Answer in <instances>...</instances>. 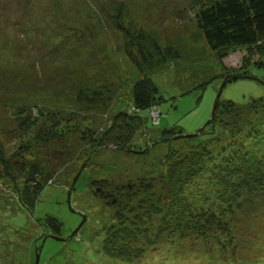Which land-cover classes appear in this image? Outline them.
Listing matches in <instances>:
<instances>
[{"label":"rangeland","instance_id":"374dc122","mask_svg":"<svg viewBox=\"0 0 264 264\" xmlns=\"http://www.w3.org/2000/svg\"><path fill=\"white\" fill-rule=\"evenodd\" d=\"M205 1L0 0V133L15 130L24 110L42 115L27 135L5 140L9 158L25 152L26 172L17 183L0 177V264H34L38 250V264H264V192L224 203L211 172L234 143L264 160V56L259 65L260 55L249 58L247 47L211 50L195 17ZM118 5L128 35L115 22ZM129 46L164 97L157 106L160 123L148 110L139 112L147 132L136 134L131 148L137 152L93 149L90 136L129 110L132 87L143 77L125 51ZM237 72L242 78H230ZM246 73L250 78H243ZM226 78L220 101L242 108L229 119L232 125L161 140L165 130L191 135L203 128ZM88 97L98 99L91 105ZM259 99L256 111L246 108ZM54 127L65 139L42 141L40 130ZM204 148L216 160L196 167L183 191L197 209L227 212V235L176 234L138 262L105 257L99 238L117 210L139 204L142 184H153L155 201L169 180L188 182L190 170L176 168L180 155ZM32 168L39 170L41 188L28 212L20 195ZM47 217L60 222L64 241L40 238L48 234L42 225Z\"/></svg>","mask_w":264,"mask_h":264},{"label":"trees","instance_id":"16d2710c","mask_svg":"<svg viewBox=\"0 0 264 264\" xmlns=\"http://www.w3.org/2000/svg\"><path fill=\"white\" fill-rule=\"evenodd\" d=\"M121 13L122 6H116L113 14L115 22L128 35L129 30L119 22ZM195 17L197 26L211 50L216 51L232 46L247 47V56L255 58L260 55L261 60L255 63L263 65L264 0H206L199 6ZM125 51L130 60L143 73V77L137 80L132 87V104L129 110L117 113L109 126L100 127L98 132L90 136L93 149L113 145L123 151L136 152L131 148L135 142L136 134L147 132L145 120L140 117L139 112L148 110L150 118H152L151 111L158 110L157 106L164 101L154 79L145 77V71L131 52L130 46ZM244 69L246 72L248 67ZM234 75L230 78H242L239 76L241 73L237 72ZM246 76H248L247 73ZM97 99V97H88L86 100L94 105ZM262 103L263 99L253 100L246 108L256 111ZM240 109L242 108L236 106L232 101L221 102L219 99L213 120L199 130V135L209 126L215 128L217 123L232 125L228 121L235 115L238 116ZM158 111L160 119L161 112ZM41 116L39 111L32 113L24 110L17 119V124H19L17 129L15 128L11 133H0V177L17 183L19 174L26 172V165L23 163L25 152L18 150L17 155L9 158L5 150V140L11 141L18 136V138H22L19 133L27 135ZM158 123L160 122L158 121ZM55 127L40 130L41 140L48 144L63 141L66 133L55 129ZM177 135L187 136L181 135L176 130H165L161 140L168 141ZM229 149V152H227L228 149H223L219 164L214 163L215 158H210L207 148L194 151L191 155H180V161L176 164L178 166L176 168L190 170L187 172L188 182L179 183L169 180L155 201L151 199L154 190L153 184H142L145 196L140 199L139 204L129 206L125 203L123 207H120L114 215L115 222L111 224L103 239L99 238L104 256L118 261L138 262L142 260L148 250L155 249L158 244L166 239H171L170 237L176 234L181 238L196 236L204 239H209L211 233L215 234V237L227 235L229 232L227 212L218 215L210 208L197 209L193 207L183 191V186L189 184L196 177L197 170L201 169L198 168L200 164L204 165L203 163L210 161V163H214L211 172L221 189L220 201L224 203L237 202L244 194L251 196L264 192V160L253 156L244 146L236 143ZM32 171L33 174L30 176L32 178H27L26 186L20 195L22 207L28 212L35 209L37 195L41 188V181L37 179L39 170L32 168ZM94 183L99 184L100 182ZM42 225L48 234L41 235V239L50 235L48 232L50 229L53 232L51 235L62 238V225L56 218L47 217ZM38 239L39 237H36V240ZM20 246L16 247L20 250L23 247ZM38 251L33 253L37 255Z\"/></svg>","mask_w":264,"mask_h":264},{"label":"water","instance_id":"95a60500","mask_svg":"<svg viewBox=\"0 0 264 264\" xmlns=\"http://www.w3.org/2000/svg\"><path fill=\"white\" fill-rule=\"evenodd\" d=\"M245 78H250V77L245 76ZM226 82H227V78H226L225 81L223 82V85H222V87L220 88V90H219V92H218V94H217V96H216V100H215L214 108H213V111H212V115H211L210 120L207 122V124L210 123L211 120H213V118H214V112H215V109H216V105H217V103H218V101H219V99H220V96H221V93H222L223 87L225 86ZM197 135H199V130H198L195 134L187 135L186 137H193V136H197ZM136 152H137V151H136ZM69 197H70V192H69V194H68V198H69ZM69 201H70V199H69ZM83 222H84V218H83V221L80 223L79 227L74 231L73 234H75V233L80 229V227L82 226ZM48 236H49V237H52V238H55V239H57V240H59V241H64L63 238L58 237V236H53V235H48ZM35 261H36L35 264H38V261H39V255H38V254L36 255V260H35Z\"/></svg>","mask_w":264,"mask_h":264},{"label":"built area","instance_id":"2783aa9c","mask_svg":"<svg viewBox=\"0 0 264 264\" xmlns=\"http://www.w3.org/2000/svg\"><path fill=\"white\" fill-rule=\"evenodd\" d=\"M152 116H154V117L156 118V119H155V120H156L155 123L157 124L158 121H159V111H158V110H153V111H151V117H152ZM155 123H154V124H155Z\"/></svg>","mask_w":264,"mask_h":264}]
</instances>
